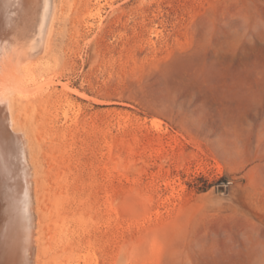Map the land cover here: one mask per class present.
<instances>
[{"label": "rangeland", "instance_id": "1", "mask_svg": "<svg viewBox=\"0 0 264 264\" xmlns=\"http://www.w3.org/2000/svg\"><path fill=\"white\" fill-rule=\"evenodd\" d=\"M56 4L19 113L39 263L264 264V0Z\"/></svg>", "mask_w": 264, "mask_h": 264}, {"label": "bare ground", "instance_id": "2", "mask_svg": "<svg viewBox=\"0 0 264 264\" xmlns=\"http://www.w3.org/2000/svg\"><path fill=\"white\" fill-rule=\"evenodd\" d=\"M56 8V0H0V264H40L36 171L19 113L20 102L32 95L27 89L35 85L38 58L48 52ZM52 84L85 97L67 83Z\"/></svg>", "mask_w": 264, "mask_h": 264}]
</instances>
